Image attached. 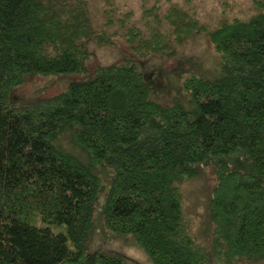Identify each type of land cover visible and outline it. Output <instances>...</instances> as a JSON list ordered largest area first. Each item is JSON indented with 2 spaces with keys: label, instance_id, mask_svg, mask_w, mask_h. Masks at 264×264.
<instances>
[{
  "label": "trees",
  "instance_id": "1",
  "mask_svg": "<svg viewBox=\"0 0 264 264\" xmlns=\"http://www.w3.org/2000/svg\"><path fill=\"white\" fill-rule=\"evenodd\" d=\"M170 7L181 42L196 20ZM93 35V36H92ZM94 34L85 0H0V264H83L97 205L104 227L131 236L152 264L264 260V4L209 32L213 78L183 80L186 102L153 99L141 63L127 58L15 104L30 76L87 73ZM139 59L169 49L156 27L130 28ZM68 132L83 159L63 145ZM109 168L107 187L96 168ZM211 167L208 247L189 234L179 185ZM102 199V201H100ZM92 258V257H90ZM89 264H123L115 254Z\"/></svg>",
  "mask_w": 264,
  "mask_h": 264
},
{
  "label": "rangeland",
  "instance_id": "2",
  "mask_svg": "<svg viewBox=\"0 0 264 264\" xmlns=\"http://www.w3.org/2000/svg\"><path fill=\"white\" fill-rule=\"evenodd\" d=\"M49 1V0H46ZM90 26L94 34H104L107 42L99 43L94 37L86 39L89 53L87 73L82 75L30 76L21 86L11 91L15 104H26L59 93L69 82L84 79L99 67L120 63L133 58L141 63L140 69L151 87L154 100L168 105L175 98L186 102L183 80L196 75L213 78L219 75L221 58L213 50L209 32L234 18L246 20L259 10L264 0H85ZM175 7L196 20V28L181 42L175 41L172 26L164 15ZM164 33L169 49L161 54L137 58L126 43L127 32L135 28L146 37L152 28ZM93 36V35H92ZM67 149L83 159L81 150L66 132L60 139ZM108 187L113 177L109 168L95 169ZM216 178L211 167H199L197 173L184 179L180 185L181 209L190 236L201 246L208 247L213 225L209 217V201ZM101 198L100 201H102ZM115 254L123 258V264H152L148 256L131 236L109 232L103 225L102 209L97 205L86 247L89 264L93 255ZM92 257V258H90ZM207 264H264L244 259L223 261L209 256Z\"/></svg>",
  "mask_w": 264,
  "mask_h": 264
}]
</instances>
